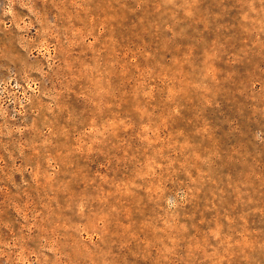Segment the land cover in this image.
<instances>
[{
    "label": "rangeland",
    "instance_id": "rangeland-1",
    "mask_svg": "<svg viewBox=\"0 0 264 264\" xmlns=\"http://www.w3.org/2000/svg\"><path fill=\"white\" fill-rule=\"evenodd\" d=\"M0 264H264V0H0Z\"/></svg>",
    "mask_w": 264,
    "mask_h": 264
}]
</instances>
